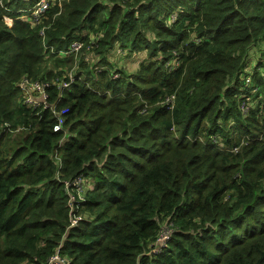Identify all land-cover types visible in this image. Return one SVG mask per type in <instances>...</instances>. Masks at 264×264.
Masks as SVG:
<instances>
[{
	"label": "trees",
	"instance_id": "1",
	"mask_svg": "<svg viewBox=\"0 0 264 264\" xmlns=\"http://www.w3.org/2000/svg\"><path fill=\"white\" fill-rule=\"evenodd\" d=\"M33 1L0 0V264H264V0H67L31 25ZM116 45L146 51L131 79Z\"/></svg>",
	"mask_w": 264,
	"mask_h": 264
},
{
	"label": "built area",
	"instance_id": "2",
	"mask_svg": "<svg viewBox=\"0 0 264 264\" xmlns=\"http://www.w3.org/2000/svg\"><path fill=\"white\" fill-rule=\"evenodd\" d=\"M50 4V0H35L33 5L21 12L19 17L21 19H25L32 25H36L41 23L43 19L47 18L46 10ZM44 28V27H43ZM83 42L81 41H73L69 48L64 50L62 54H70L72 51H76L79 47H81ZM69 77L72 78L71 74L68 73ZM246 82H249V76L245 77ZM47 85L48 82L40 80V79H31L27 76H23L21 80L18 82V90L20 100L22 99L24 103L29 107L34 108H48L51 106L48 103V93H47ZM68 82H63L62 86H67ZM240 108L245 110V105L241 104ZM63 118L62 116H58L57 122L54 124L53 129L58 130L63 128L62 126ZM94 186V182L91 177L86 176L84 174H79L72 179H67L64 181V188L67 192L68 200L67 206L70 209V212L73 211L74 208L77 207L79 201L84 200L85 193L88 190H91ZM78 216L74 215L72 218V224L77 222ZM166 227L167 232H162V229ZM160 234L156 240V246L159 248L161 245L164 244L165 240L168 237V233L170 232V228L167 224L162 226ZM52 260H59L62 261L57 254L51 257ZM63 262V261H62Z\"/></svg>",
	"mask_w": 264,
	"mask_h": 264
},
{
	"label": "rangeland",
	"instance_id": "3",
	"mask_svg": "<svg viewBox=\"0 0 264 264\" xmlns=\"http://www.w3.org/2000/svg\"><path fill=\"white\" fill-rule=\"evenodd\" d=\"M67 0H50V4L48 6V9L46 10V16L48 15L47 12L48 10H50L51 8L57 6L58 8V11L57 13H59L62 9H63V6H64V3L66 2ZM35 2V0L33 1V3ZM32 6V5H31ZM21 12H24L20 9H18V14H21ZM176 16V13H173L172 14V18ZM20 18V17H19ZM21 19V18H20ZM25 22H27L25 19H21ZM4 21L9 24L10 22H12V19L9 17V16H4ZM32 25V24H31ZM263 49H264V43H263ZM91 50V48H85L84 49V52L83 54L82 53H79V54H75V57H74V62L72 63V65L70 66L69 70H68V73L71 74L72 78L74 76V74L76 73L77 75V70H79V60L81 58H83L84 56H87L89 57V51ZM110 57L112 60H114V62L117 63V65L121 66L124 71L129 74V78L131 79L132 78V74L133 72H135V70L138 68L139 64L142 62V60L145 58L146 56V51L145 50H135V51H130L128 48L126 49H123L121 48L119 45H116L113 50L110 52ZM262 57H264V53L261 55ZM261 56H259V59H261ZM256 58L255 57H252L251 60L249 61L250 65L254 64L255 63V60ZM84 60V59H83ZM82 61V60H81ZM80 61V62H81ZM87 60H84V62H86ZM53 63L49 57L45 56L44 59L42 60L41 62V66H44L45 63H47L48 65H50L51 63ZM176 62V60H174L172 62V64H174ZM84 69V64L81 66V69ZM43 70H41L38 75L41 76ZM37 75V76H38ZM23 76H27L31 79H40L39 77H33V76H30V75H27V74H21L19 76V78L16 80V83H18L21 78ZM47 78V77H46ZM84 78V72L83 74L80 76V79H83ZM17 92H18V96H19V90L17 89ZM257 99L256 98H250V103H247L245 104V107L250 104V106L254 105L256 103ZM17 131H15L14 133L16 134ZM7 138V136H6ZM246 140L245 139H241L240 143L236 146L233 147V151H237L238 148L240 147L241 143L245 142ZM256 166L257 167H264V158L261 159L258 163H256ZM162 232H167V228L164 227L162 229Z\"/></svg>",
	"mask_w": 264,
	"mask_h": 264
},
{
	"label": "clouds",
	"instance_id": "4",
	"mask_svg": "<svg viewBox=\"0 0 264 264\" xmlns=\"http://www.w3.org/2000/svg\"><path fill=\"white\" fill-rule=\"evenodd\" d=\"M32 5H33V4H32ZM30 7H31V6H30ZM30 7H29V8H30ZM29 8H27V9H29ZM27 9H21V10L23 11V10H27ZM19 15H20V14H19ZM28 23H29V22H28Z\"/></svg>",
	"mask_w": 264,
	"mask_h": 264
}]
</instances>
